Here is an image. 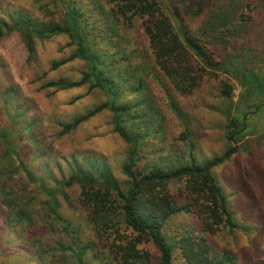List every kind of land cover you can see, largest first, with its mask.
<instances>
[{
  "label": "trees",
  "instance_id": "trees-1",
  "mask_svg": "<svg viewBox=\"0 0 264 264\" xmlns=\"http://www.w3.org/2000/svg\"><path fill=\"white\" fill-rule=\"evenodd\" d=\"M56 1L60 8L57 16L43 13V5L30 12L33 0H0V38L5 31L18 33L32 54L34 40L68 36L76 45L74 56L53 63L51 69L75 57L85 61L88 70L76 81L54 79L42 88L49 89L50 96L67 94L82 87L88 92L100 89L105 101L71 118L53 116L51 119L43 114L35 101L21 96L13 87L0 90L5 96L6 105L5 111H0L1 114L5 113L4 117H0V144L3 150L0 156V222L6 221L14 226L37 221L24 196L23 188L26 189L28 185H21L17 192L8 187L6 181L16 186L13 178H25L29 185H38L48 197L46 201L50 209L47 216H38L40 219H48L50 215L56 217L60 199L67 196L65 188L77 185L82 207L96 229L101 252H94L93 249H97L95 246L74 238L72 245L60 250L63 254L68 253L74 264H89L90 252L98 258L99 264H173L174 248L180 251L185 264L233 263L234 260L227 254L219 259L214 258L203 238L183 234L178 242L164 234L163 230L173 216L190 213L193 206L199 208L208 231L216 230L221 225L229 230L245 229L234 222L226 196L212 174L213 169L230 161L241 150L248 136L249 118L264 113V53L261 51L264 46L256 42L249 47V40L245 39L247 28L238 10L241 0H225L217 15L203 21L199 34L191 33L185 27L182 14L170 8L171 16L179 23L178 27L173 25L165 8L170 7V0L164 3L161 0ZM138 20L141 23L137 28L138 25L133 23ZM130 29L136 30L137 34L141 30L142 35L134 38L133 43H124V35ZM141 37L145 40L142 41ZM94 38L99 46L113 47L117 53L106 56L96 52L94 49L98 44ZM218 46L225 53L216 59L211 48ZM227 49L230 52H226ZM5 66L0 62L3 75L6 73ZM215 73L233 79L240 88L235 104L231 101V86L227 88L223 84L220 91V96L228 102L224 114L227 120V146L224 152L197 161L193 143L186 142L185 138L188 152L182 154L179 166H167L166 162L161 166L157 160L141 164L146 159L148 139L165 132L166 126L162 116L156 114L158 108L151 81L156 80L162 88L171 89L170 92L167 89L165 95L172 109L181 114L173 93L190 95L206 76ZM75 100L77 98L73 102ZM104 112L113 116V132L129 146L128 155L121 166L126 179L120 181L115 178L104 154H94L87 146H77L74 149L79 157L72 155V159L67 160L71 172L66 179L62 177V182L50 188L49 182L57 181L53 169H60V161L53 157L52 152H44L43 157L49 159L50 166H46L49 168L48 181L38 172L35 173L31 168V154L25 156L20 151L18 137L14 135L15 124L23 123V131H37V136H31L35 147L33 153L36 154L47 146L46 135L52 120L61 130L59 137H73L90 119ZM4 121H12L11 126H3ZM186 136L188 138L189 135L186 133ZM39 156H42V152ZM91 157H95V161L92 162ZM161 160L164 162L166 158ZM182 180L186 181L190 202L179 204L169 193V186ZM54 220L60 221L65 233L70 236L75 237L80 233L70 221H62L58 217ZM121 235V243H116ZM148 242L159 254L157 261L146 250L137 248ZM2 244L9 245L5 231L0 233V253L7 251ZM46 253L41 256L45 257Z\"/></svg>",
  "mask_w": 264,
  "mask_h": 264
},
{
  "label": "rangeland",
  "instance_id": "rangeland-1",
  "mask_svg": "<svg viewBox=\"0 0 264 264\" xmlns=\"http://www.w3.org/2000/svg\"><path fill=\"white\" fill-rule=\"evenodd\" d=\"M161 1L164 3L165 0ZM224 1L170 0V7L165 8L175 27H178L179 23L171 16L170 8L178 10L182 14L185 27L191 33L199 34L202 31L203 21L210 20L212 19L210 17L217 15ZM40 5L45 7L43 13L48 15L57 16L60 12L56 0H40L39 2L33 0L29 11H35ZM11 7L14 6L11 5ZM238 10L242 14L243 23L247 28L245 39L249 40V47H252L256 42L260 43L259 46H264V0H241ZM140 23L141 21L138 20L133 24L138 25V28ZM141 35V30L137 34L136 30L130 29L125 33L123 42L129 43L131 41L133 43L134 38ZM141 38L142 41L145 40V38ZM94 40L97 42L96 38ZM120 46L131 48L130 46ZM33 49V53L30 54L18 33H6V31L3 33V37L0 38V62L6 65L4 68L6 73L3 75L0 70V90L13 87L19 91L21 96L35 101L43 114L51 119L53 116L71 118L85 113L90 108L105 101L104 93L100 89H93L88 92L86 88L82 87L67 94L64 92L50 96V90H46L45 87L42 88L43 85L54 79L76 81L80 75L87 72V63L75 57L71 61L51 69L53 63L74 56L76 45L70 41L68 36L34 40ZM94 50L106 54V56H110L113 52L117 53L113 47L99 46V44ZM211 50L216 59L225 53L221 46L211 48ZM261 51L264 53V49ZM226 52H230V50L227 49ZM162 80L165 83L163 77ZM223 84L227 88L231 86V101H233L232 104H235L240 93L239 86L233 79L219 73L206 76L201 81L200 86L190 95L181 96L171 91L175 95V102L181 115L172 109L165 95L166 90L168 89L170 92L171 89L169 87L164 89L160 83L152 80L153 96L158 108L156 114L162 116V122L164 121L166 126L165 132L148 139L149 148L148 146L145 147L148 149L145 150L146 159L141 164L157 160L161 166H164L165 162L167 166H179L182 154L185 153L186 155L188 152L184 143L185 138L187 139L186 142L193 143L197 161L206 160L214 155H221L227 146L225 138L227 120L224 114L228 102L220 96V91L224 87ZM74 98H77L75 102H73ZM4 102L5 96L0 93V111H5ZM4 116L5 113H0V117ZM112 118L111 114L105 112L98 114L82 126L81 131L73 137L72 135L71 137H59L61 130L52 120V125L46 135L47 146L43 147L44 151H41L42 156H39L40 151L36 154L33 153L35 147L31 141V136H37L36 130L23 131V123L15 124L13 129L14 135L18 137L22 155L31 154L29 158L32 160V170L35 173L38 172V175L43 176L45 180L48 181L47 174L50 166L48 165L49 159L43 157L44 152L48 154L52 152L53 157L60 161V169H53L57 181L49 182L50 188L54 186L53 184L62 182V177L66 179L71 172L67 160L72 159V155L79 157L78 151L74 149L77 146L83 148L87 146L94 154H104L112 174L116 179L123 181L126 178L121 172V166L126 160L129 146L113 132ZM10 124L12 121L3 122L5 127H10ZM186 133L189 135L188 138ZM247 134L241 150L230 161L212 170L217 184L226 196L234 222L245 229L229 230V228L221 225L216 230L208 231L205 229L199 208L193 206L190 213H178L173 216L165 224L163 230L164 234L178 242H180V237L183 234L197 239H205L214 258L219 259L227 254L231 260H234L233 263L231 261L227 264H264V113L249 118ZM2 152L0 144V156ZM163 158H166V161L161 162ZM30 160L27 161L30 163ZM90 160L95 161V157H91ZM83 164L86 163L83 162ZM11 177L12 174L9 178ZM2 179L6 178L3 177ZM21 180L22 182H20ZM14 181L16 186L13 183L7 184L8 181H6V185L14 191L16 189L17 192L18 188L21 189L22 186L28 185L26 189L23 188V192L29 201L30 209L36 215L37 221L36 223L15 224L14 226L7 224L6 221L0 222V233L5 231L6 239L9 242V245L2 244L3 247H7V251L0 253V264H74L73 258L68 253L60 252L63 247L72 245L74 238H79L83 243L87 242L95 246L97 249H93L94 252L97 250L101 252L96 229L88 220L87 212L82 207L80 188L77 185L65 188L66 198L60 199L58 197L60 203L56 208L57 215L54 216V218L58 217L62 221H70L73 228L80 232L73 237L65 233L62 224L60 221H55L53 215H50L48 219L38 218V216H47L50 209L46 201L48 197L38 188L37 184L29 185L25 178H13ZM186 186L185 180L169 186V193L179 204L190 202L187 197ZM122 238L123 235L115 242L121 243ZM137 248L146 250L155 261L158 260L159 254L150 242ZM45 251L47 252L46 256L42 257L41 255ZM173 251V264H185L180 256V251L177 248H174ZM88 260L89 264H99L98 258L93 256L92 252L89 253Z\"/></svg>",
  "mask_w": 264,
  "mask_h": 264
}]
</instances>
